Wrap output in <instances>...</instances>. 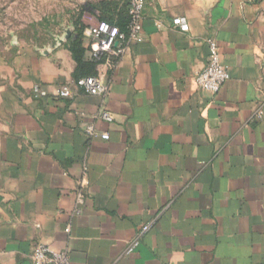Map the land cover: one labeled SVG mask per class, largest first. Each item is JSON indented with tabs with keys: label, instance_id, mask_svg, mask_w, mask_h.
Segmentation results:
<instances>
[{
	"label": "crops",
	"instance_id": "crops-1",
	"mask_svg": "<svg viewBox=\"0 0 264 264\" xmlns=\"http://www.w3.org/2000/svg\"><path fill=\"white\" fill-rule=\"evenodd\" d=\"M83 12L53 45L0 61V264H33L39 244L70 264H264V0H146L143 41L102 62L99 15ZM208 38L230 73L217 94L195 81ZM88 75L105 95L75 85Z\"/></svg>",
	"mask_w": 264,
	"mask_h": 264
},
{
	"label": "built area",
	"instance_id": "built-area-1",
	"mask_svg": "<svg viewBox=\"0 0 264 264\" xmlns=\"http://www.w3.org/2000/svg\"><path fill=\"white\" fill-rule=\"evenodd\" d=\"M129 3V22L126 29L119 25L112 24L106 20H98L90 27V54L97 62H102L106 55H113L115 58L124 57L131 47V42L143 41V18L145 15L146 0H126ZM173 26L181 32H189L190 24L185 16L173 18ZM208 47V59L205 67L195 76L197 86L213 94L219 93L227 84L230 73L222 63L219 43L214 38L205 41ZM114 65V61H109ZM75 85L84 92L92 95H105L108 86L100 76L88 75L80 77ZM35 96H46L47 91L39 86L34 87ZM58 94L61 97H71L73 89L71 85H63L59 88ZM97 117L104 121H112L113 114L106 108H102ZM85 132L89 136H101L104 139L110 137L109 133H99L93 124L87 125ZM153 221L141 225L136 238L129 244L127 253L133 252L140 244L141 236L147 232ZM33 264H70L68 251L55 249L51 245H36L32 253Z\"/></svg>",
	"mask_w": 264,
	"mask_h": 264
},
{
	"label": "rangeland",
	"instance_id": "rangeland-1",
	"mask_svg": "<svg viewBox=\"0 0 264 264\" xmlns=\"http://www.w3.org/2000/svg\"><path fill=\"white\" fill-rule=\"evenodd\" d=\"M117 1L123 11L125 4ZM102 2L109 0H0V61L53 45L78 15L85 14L83 6L98 5L100 10L95 14L101 20L104 12L112 11L111 5L103 7Z\"/></svg>",
	"mask_w": 264,
	"mask_h": 264
},
{
	"label": "trees",
	"instance_id": "trees-1",
	"mask_svg": "<svg viewBox=\"0 0 264 264\" xmlns=\"http://www.w3.org/2000/svg\"><path fill=\"white\" fill-rule=\"evenodd\" d=\"M107 4L108 5H111V1L109 0V2L107 3V2H102V5H103V7H105V6H107ZM105 5V6H104ZM93 8L95 9V10H100V8H99V6L97 5V6H93ZM112 8V7H111ZM109 11V9L107 10V12H104V14L105 15H101L100 16V19L101 20H106V21H108V22H110V23H112V24H118L120 27H121V29H126V27H127V24H128V22H129V16H128V20H127V22L126 23H115L114 21H112V20H110V18H109V15H113V13L114 12H112L113 11V8H112V11L110 12H108ZM101 12V11H100ZM128 15H129V13H128Z\"/></svg>",
	"mask_w": 264,
	"mask_h": 264
}]
</instances>
